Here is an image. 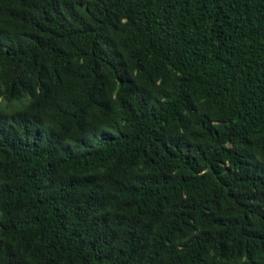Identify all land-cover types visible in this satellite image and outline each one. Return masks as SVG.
I'll list each match as a JSON object with an SVG mask.
<instances>
[{
  "label": "trees",
  "instance_id": "trees-1",
  "mask_svg": "<svg viewBox=\"0 0 264 264\" xmlns=\"http://www.w3.org/2000/svg\"><path fill=\"white\" fill-rule=\"evenodd\" d=\"M0 101V264H264V0H0Z\"/></svg>",
  "mask_w": 264,
  "mask_h": 264
},
{
  "label": "rangeland",
  "instance_id": "rangeland-1",
  "mask_svg": "<svg viewBox=\"0 0 264 264\" xmlns=\"http://www.w3.org/2000/svg\"><path fill=\"white\" fill-rule=\"evenodd\" d=\"M0 103H1V101H0ZM19 103H21V104H19ZM23 103L24 102H20V101L19 102H16L17 105H22Z\"/></svg>",
  "mask_w": 264,
  "mask_h": 264
}]
</instances>
